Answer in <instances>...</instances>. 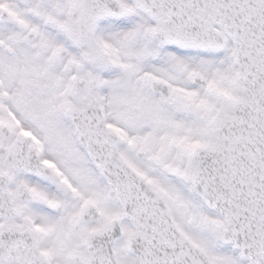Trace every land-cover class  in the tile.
I'll return each mask as SVG.
<instances>
[{
    "label": "snow or ice",
    "instance_id": "1",
    "mask_svg": "<svg viewBox=\"0 0 264 264\" xmlns=\"http://www.w3.org/2000/svg\"><path fill=\"white\" fill-rule=\"evenodd\" d=\"M0 264H264V0H0Z\"/></svg>",
    "mask_w": 264,
    "mask_h": 264
}]
</instances>
